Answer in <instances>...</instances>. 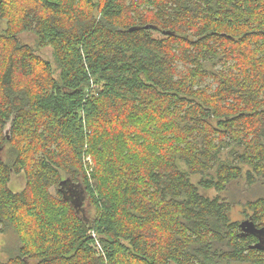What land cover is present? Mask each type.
Instances as JSON below:
<instances>
[{
    "label": "trees",
    "instance_id": "1",
    "mask_svg": "<svg viewBox=\"0 0 264 264\" xmlns=\"http://www.w3.org/2000/svg\"><path fill=\"white\" fill-rule=\"evenodd\" d=\"M4 149L0 264H264V0H0Z\"/></svg>",
    "mask_w": 264,
    "mask_h": 264
},
{
    "label": "rangeland",
    "instance_id": "2",
    "mask_svg": "<svg viewBox=\"0 0 264 264\" xmlns=\"http://www.w3.org/2000/svg\"><path fill=\"white\" fill-rule=\"evenodd\" d=\"M154 35L159 36L160 33L158 32H154ZM22 40L24 42H27L29 44H31L32 46L36 47V35L33 33H24L21 36ZM39 54L45 58L46 60L54 63V57H53V50L51 47H40L38 49ZM210 82V81H209ZM7 131L9 130V126H7ZM0 156L5 159L7 156V150H1L0 151ZM93 168H94V163H93ZM202 175H197L192 177L193 182H196L199 179H202ZM26 184V179L24 177V175H13L12 179H11V183H10V189L13 192H20L24 189ZM217 191H215L214 189L208 191L207 195L210 197H214L216 196ZM245 198H240V201H244ZM78 206H79V210H80V214L85 217V218H89L92 215L93 209L90 207V205L88 204L87 200L84 198V196L79 200L78 202ZM245 207L241 204H237L236 206H233L230 212V216H231V220L232 221H237L242 223L243 221L247 220L246 218H244V216L242 215V212H244ZM3 237L2 235H0V249L3 247V241H2ZM229 264H243V263H237V262H231Z\"/></svg>",
    "mask_w": 264,
    "mask_h": 264
},
{
    "label": "water",
    "instance_id": "3",
    "mask_svg": "<svg viewBox=\"0 0 264 264\" xmlns=\"http://www.w3.org/2000/svg\"><path fill=\"white\" fill-rule=\"evenodd\" d=\"M241 230L244 234H253L258 235L261 234L263 231L256 228L255 224L251 220H245L240 224ZM258 248H263L264 246L261 243L256 245Z\"/></svg>",
    "mask_w": 264,
    "mask_h": 264
},
{
    "label": "built area",
    "instance_id": "4",
    "mask_svg": "<svg viewBox=\"0 0 264 264\" xmlns=\"http://www.w3.org/2000/svg\"><path fill=\"white\" fill-rule=\"evenodd\" d=\"M85 164L87 166L86 168H88V166L91 167L93 165L92 158L88 154L85 156ZM92 235H93V238H94V245L93 246L95 247L96 252L99 253V254H102L103 253V250H102L103 248H102V244H101V241H100L99 237L95 234L94 231L92 232Z\"/></svg>",
    "mask_w": 264,
    "mask_h": 264
},
{
    "label": "flooded vegetation",
    "instance_id": "5",
    "mask_svg": "<svg viewBox=\"0 0 264 264\" xmlns=\"http://www.w3.org/2000/svg\"><path fill=\"white\" fill-rule=\"evenodd\" d=\"M260 243L264 246V233L259 234Z\"/></svg>",
    "mask_w": 264,
    "mask_h": 264
},
{
    "label": "bare ground",
    "instance_id": "6",
    "mask_svg": "<svg viewBox=\"0 0 264 264\" xmlns=\"http://www.w3.org/2000/svg\"><path fill=\"white\" fill-rule=\"evenodd\" d=\"M90 166H88V170H87V172H88V174H89V176H91V174H92V170H93V166H91L90 168H89Z\"/></svg>",
    "mask_w": 264,
    "mask_h": 264
}]
</instances>
